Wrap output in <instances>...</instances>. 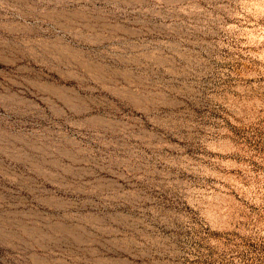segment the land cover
<instances>
[{"label":"rangeland","instance_id":"obj_1","mask_svg":"<svg viewBox=\"0 0 264 264\" xmlns=\"http://www.w3.org/2000/svg\"><path fill=\"white\" fill-rule=\"evenodd\" d=\"M0 264H264V0H0Z\"/></svg>","mask_w":264,"mask_h":264}]
</instances>
